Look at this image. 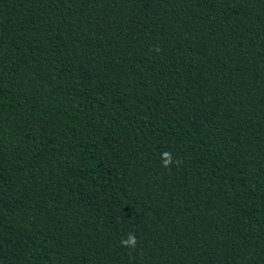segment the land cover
<instances>
[{
    "label": "trees",
    "instance_id": "trees-1",
    "mask_svg": "<svg viewBox=\"0 0 264 264\" xmlns=\"http://www.w3.org/2000/svg\"><path fill=\"white\" fill-rule=\"evenodd\" d=\"M0 264H264V0H0Z\"/></svg>",
    "mask_w": 264,
    "mask_h": 264
},
{
    "label": "clouds",
    "instance_id": "clouds-1",
    "mask_svg": "<svg viewBox=\"0 0 264 264\" xmlns=\"http://www.w3.org/2000/svg\"><path fill=\"white\" fill-rule=\"evenodd\" d=\"M165 155L169 157L168 164H170L171 163L170 154L165 153ZM168 164H165V167H167ZM136 244H137V240H136L135 234H133V233L127 234L126 237H125V239H123L121 241V245L123 247L135 248Z\"/></svg>",
    "mask_w": 264,
    "mask_h": 264
}]
</instances>
